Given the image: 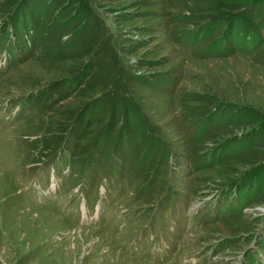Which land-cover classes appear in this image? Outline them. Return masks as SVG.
<instances>
[{"label":"rangeland","instance_id":"obj_1","mask_svg":"<svg viewBox=\"0 0 264 264\" xmlns=\"http://www.w3.org/2000/svg\"><path fill=\"white\" fill-rule=\"evenodd\" d=\"M264 0H0V264H263Z\"/></svg>","mask_w":264,"mask_h":264},{"label":"bare ground","instance_id":"obj_2","mask_svg":"<svg viewBox=\"0 0 264 264\" xmlns=\"http://www.w3.org/2000/svg\"><path fill=\"white\" fill-rule=\"evenodd\" d=\"M264 264V263H263Z\"/></svg>","mask_w":264,"mask_h":264}]
</instances>
